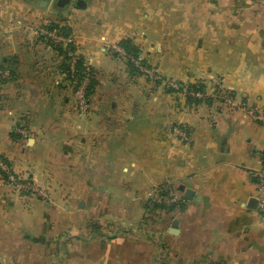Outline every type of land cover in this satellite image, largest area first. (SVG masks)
Masks as SVG:
<instances>
[{
	"label": "crops",
	"instance_id": "0c3cea01",
	"mask_svg": "<svg viewBox=\"0 0 264 264\" xmlns=\"http://www.w3.org/2000/svg\"><path fill=\"white\" fill-rule=\"evenodd\" d=\"M77 1L0 0V161L48 196L11 192L0 171V264H264V128L248 115L264 113V0ZM125 39L164 81L209 98L217 79L231 104L131 75ZM67 58L96 73L86 115ZM151 198L175 207L147 216Z\"/></svg>",
	"mask_w": 264,
	"mask_h": 264
},
{
	"label": "built area",
	"instance_id": "2783aa9c",
	"mask_svg": "<svg viewBox=\"0 0 264 264\" xmlns=\"http://www.w3.org/2000/svg\"><path fill=\"white\" fill-rule=\"evenodd\" d=\"M66 42L71 43L72 40L69 38V39H67ZM118 53L123 59H125L126 55L122 49H119ZM129 59H131V62H133L135 67H137L142 74H144L143 72H146V70H144V67L139 64L138 60H135L133 58H129ZM70 65H72V63H70ZM70 65H69V68H70ZM73 65H74V62H73ZM69 72L71 74V77H73L74 76V69H72V70L70 69ZM82 81H81V83H83V84L86 81L88 82L87 75H85V77H83ZM83 84H81L77 87V89L74 91V94H75V96H77V98L80 101L82 100V102H84V104H86L85 102H87L86 101L87 96L85 94V86L83 88L84 92L81 89ZM213 86L215 89L212 92L211 96L209 97L211 102L213 101V103H217L220 106H228L229 104H231V102H232L231 94L222 87V85L219 83V81L215 82L213 84ZM175 88H176V86H175ZM196 96L198 98H203V97L206 98L204 91L198 92L196 94ZM248 115L254 122H256L257 124H259L261 127L264 128V113L257 112L256 110L252 109V110L248 111ZM181 131H183L185 134L186 130L182 129ZM22 136H25V135H22ZM0 171L3 172V174H4L5 184L15 193L23 195L21 193V191H27V192L31 193L30 195H33L34 193H36L37 196L42 195L43 197H45V195L42 193L41 189L32 188L33 183L31 184L30 182H28V179L26 177L23 178V177L14 175L13 172H11L9 169H7L5 167V165L3 164V162H1V161H0ZM255 178H256V186H257V189H256L257 207H258V210L260 213V218L264 222V159H262V168L255 174ZM155 201L158 202V199Z\"/></svg>",
	"mask_w": 264,
	"mask_h": 264
},
{
	"label": "trees",
	"instance_id": "16d2710c",
	"mask_svg": "<svg viewBox=\"0 0 264 264\" xmlns=\"http://www.w3.org/2000/svg\"><path fill=\"white\" fill-rule=\"evenodd\" d=\"M49 29H52L53 27H48ZM118 46L125 52V62H126V67L127 70L129 71V73L131 75H136V74H142L139 69L137 67H135V65L133 64V62H131V59L129 58H133L135 60L139 61V64L141 66H145L144 63L142 61L139 60L138 57V49L134 46V44L132 43V41L130 39H125L119 42ZM67 52L70 51H74V48L71 46V44L67 45ZM66 58V57H65ZM68 58L64 60V63L62 64L64 71L66 72L68 70ZM75 68H76V83H79L83 77H85V75H87L88 78V85L86 87V98L87 101H89V98L91 96V94L93 93V90L95 88L96 85V77H95V71H93L91 68L86 69L85 66L83 65V61L81 59L76 60L75 63ZM84 72V73H83ZM76 87V86H75ZM74 87V89H75ZM184 89L187 92H191V91H198V92H203L204 91V87L202 85H198V84H188L185 86H181V84H178L176 90H174V88L172 87H168L166 88V92L168 93H173V92H183ZM207 103H211V100L209 98L204 99ZM201 101V100H200ZM199 100H193V98H191L189 95H187V102L188 104H192L193 102L199 103ZM13 135V134H12ZM13 137L18 138V135H13ZM262 159H264V153L262 155ZM169 209H171L172 207H175V204H172L171 206H168ZM167 205H165L164 203H156V202H152L151 200L148 201L145 205V208L147 210H151V211H155V210H161V209H168ZM88 229L90 230V233H95V232H99L100 228L97 227V225L95 224H91L88 226Z\"/></svg>",
	"mask_w": 264,
	"mask_h": 264
},
{
	"label": "rangeland",
	"instance_id": "374dc122",
	"mask_svg": "<svg viewBox=\"0 0 264 264\" xmlns=\"http://www.w3.org/2000/svg\"><path fill=\"white\" fill-rule=\"evenodd\" d=\"M44 34H45V36H47V38H48V41L49 42H51L52 44L51 45H55V43L57 44V42L58 41H63V39H65V38H63V39H61V37L60 36H58V35H56V34H54V33H50L49 31H46V32H44ZM50 39V40H49ZM67 44H71V43H69V42H67ZM71 61V60H70ZM124 63H125V65H126V62H125V59H124ZM74 65H73V63H72V65H70V68H68V70H67V73H68V76H69V80H68V82H69V84H71V86H72V89L75 91L76 89H77V87L79 86V85H81V84H83V83H81V81L83 80V78H82V80L79 82V83H76L77 82V80H76V75H75V72H76V68H75V66L73 67ZM72 67V68H71ZM85 68L86 69H88V67H86L85 66ZM72 70V69H74V76L73 77H71V74H70V72H69V70ZM144 70H146V72H143L144 74L142 75V76H140L139 74H138V76H140L141 78H144L145 80H147V81H150L152 84H159V85H161V84H163V86H164V89L166 90V88H168V87H172V88H174V90H176V88H177V86H178V84H176V83H173V82H167V81H164L163 79H162V77L157 73V72H153V71H150L149 69H147V68H144ZM84 73V72H83ZM133 76H135V75H133ZM83 82V81H82ZM215 82H218V80L217 79H214L213 80V82H212V86H213V84L215 83ZM87 83V84H86ZM86 84V85H85ZM192 84H198V85H202L203 87H204V84L201 82V81H196V82H194V83H192ZM87 85H88V82L86 81L84 84H83V86H82V90H83V92H84V86H85V94H86V87H87ZM186 85H188V84H186ZM76 86V87H75ZM175 86H176V88H175ZM181 86H183V85H181ZM74 87H75V89H74ZM214 86H213V90H212V92L214 91ZM184 95H185V97H186V99H187V95H189L191 98H193V100H204L205 98L203 97V98H198L197 96H196V94L198 93V91L196 92V91H191V92H187L185 89H184ZM89 100H90V98H89ZM86 101H87V99H86ZM213 102V101H212ZM86 104H84V102H82V100L80 101L78 98H77V96H75V109L77 110L76 112H77V114L78 115H86V111H87V104H88V101L87 102H85ZM192 104H196V102H193ZM86 105V106H85ZM186 130V129H185ZM178 132V134H180L181 136V139L183 140H185V135H187V130L185 131V134H184V132L183 131H181V129L180 130H178L177 131ZM13 135H26V133L24 132V130L22 131V128L21 127H16L15 129H14V132L12 133ZM12 172V171H11ZM13 174L14 175H16V176H20V177H23V178H27L28 179V182H30L31 184H32V188H39V189H41L42 190V193L45 195V197H43L42 195H36V193H34L33 195H31V196H33V197H37V198H39V199H46V198H48V196H47V192L43 189V188H41L40 186H38V185H36L30 178H28V176H25V175H22V174H17V173H14L13 172ZM3 181H4V184H5V180L3 179ZM6 185V184H5ZM7 186V185H6ZM7 188L11 191V192H13V193H15L14 191H12L8 186H7ZM26 192V193H25ZM21 193L23 194V195H21V194H19V195H21V196H30V194L31 193H29V192H27V191H21ZM17 194V193H16ZM154 198H151V200H152V202H156V203H164V200H161V199H158V202L157 201H154L153 200ZM157 199V198H156ZM165 205H166V203H164ZM150 212H152V211H149V212H147L146 214H147V216H149V213Z\"/></svg>",
	"mask_w": 264,
	"mask_h": 264
},
{
	"label": "water",
	"instance_id": "95a60500",
	"mask_svg": "<svg viewBox=\"0 0 264 264\" xmlns=\"http://www.w3.org/2000/svg\"><path fill=\"white\" fill-rule=\"evenodd\" d=\"M36 1L40 6H46L47 4H49L52 0H34ZM70 0H56V6L58 8H65L67 5H69ZM75 5H77L78 8H83V2L78 0ZM183 190V189H181ZM193 195L194 192H192L191 190H187L184 192V198L186 200H192L193 199ZM100 235H106L104 233H98Z\"/></svg>",
	"mask_w": 264,
	"mask_h": 264
}]
</instances>
